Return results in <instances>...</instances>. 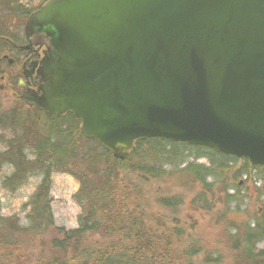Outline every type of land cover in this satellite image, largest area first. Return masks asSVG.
I'll use <instances>...</instances> for the list:
<instances>
[{
	"label": "water",
	"instance_id": "obj_1",
	"mask_svg": "<svg viewBox=\"0 0 264 264\" xmlns=\"http://www.w3.org/2000/svg\"><path fill=\"white\" fill-rule=\"evenodd\" d=\"M24 32L21 98L115 158L158 138L264 166V0H47Z\"/></svg>",
	"mask_w": 264,
	"mask_h": 264
},
{
	"label": "trees",
	"instance_id": "obj_2",
	"mask_svg": "<svg viewBox=\"0 0 264 264\" xmlns=\"http://www.w3.org/2000/svg\"><path fill=\"white\" fill-rule=\"evenodd\" d=\"M40 1L39 6L46 0ZM33 10L24 8L19 0H0V55L4 59L11 52L6 39L21 43L23 38V34L15 37L10 32L11 26L18 29ZM0 130L10 132L7 141H3L6 149L0 151V174L5 166L11 168L9 174L2 176L3 187L15 192L30 177L41 178L26 203L30 207L27 225L17 218L0 217L1 227L13 221L11 229L0 228V246L14 247L23 232L46 234L49 237L46 244H38L34 238L32 245V254L39 257L38 264H188L189 259L198 255L200 247L195 243L182 245L181 232L185 230L182 226L167 224L160 229L147 221L140 211L144 202L139 186L145 179L162 180L171 174L191 188L199 184L200 191L195 193L192 203H202L209 210L219 202L213 192L215 188L239 205V177L264 171V166L208 147L158 138L136 141V149L120 160L96 140L85 138L80 121L71 113L52 116L20 100L8 109L0 105ZM128 171L136 174L138 187L132 178H127V185L120 181L121 174ZM54 172H64L79 183L75 197L81 213L75 228L55 226L50 198ZM255 179L259 183L254 186L255 191L262 196L264 177ZM166 201L174 206L183 203L175 198ZM259 215L230 232L232 264H264V246H259L264 243V211ZM46 249L50 252L46 253ZM11 255L8 251L0 264H10ZM216 259L207 256L203 260Z\"/></svg>",
	"mask_w": 264,
	"mask_h": 264
},
{
	"label": "rangeland",
	"instance_id": "obj_3",
	"mask_svg": "<svg viewBox=\"0 0 264 264\" xmlns=\"http://www.w3.org/2000/svg\"><path fill=\"white\" fill-rule=\"evenodd\" d=\"M24 8L29 10L36 9L40 0H19ZM28 16V15H27ZM27 17H25L26 20ZM23 20V19H22ZM16 27L11 26L10 32L15 37L22 36L24 32V24ZM11 53H14L10 47ZM0 105L4 109L10 108L17 98L13 96L15 84L18 73L20 71L19 65L15 66L11 61L7 62V58L0 55ZM16 67V68H12ZM4 86V88H3ZM10 136L7 130L5 133L0 130V151L6 149L5 140ZM4 141V142H3ZM7 141V140H6ZM200 162L205 163L204 159ZM172 167V166H168ZM11 168L5 166L0 174V217L21 220V224L27 225L28 221L26 215L30 209L27 206L31 195L39 185L40 177H30L29 180L15 192L5 189L1 183L2 176L9 174ZM123 172V171H121ZM136 175L132 171L121 174V182L127 185V178H132L133 183L138 187V182L134 177ZM264 171L261 174L253 172L251 176H240L237 183L239 188L238 203L230 202V198H226L225 194H219L215 188L213 192L219 202L211 209H205L200 205L192 203L195 198V193L200 191L199 184L197 187L191 188L190 185L183 184L182 181L176 177L168 174L162 180L148 178L145 179L144 184L139 186L143 191L142 207L140 211L146 216L145 219L155 227L163 229L164 226L177 225L185 228L182 233V245L195 243L200 247L198 255L188 260V264H232L233 255L231 253L228 236L232 229L236 226L244 225L264 211V195L255 191V178H263ZM52 184L50 189L51 207L55 221V226H63L66 229L75 228L78 226V217L81 213L80 204L75 197L79 190L78 181L72 176L64 172L52 173ZM255 179V180H254ZM137 182V183H136ZM232 182V181H231ZM233 183V182H232ZM257 183V184H256ZM135 189V188H131ZM233 191H230L232 193ZM208 201H210L211 193H207ZM182 200L183 203L178 206L174 203H167L170 199ZM12 222L5 227L11 229ZM16 223V222H14ZM243 223V224H242ZM102 238L100 234L96 235ZM34 238L38 244H46L49 239L46 234L35 236L31 232H23L18 235V243L10 249H4L0 246V259L5 257L10 251L13 258L10 264H38V261L32 253V245ZM259 246H264V243ZM2 248V251H1ZM50 250L46 249V253ZM44 256H47L44 254ZM210 256L216 259L220 256V261L217 259L213 262L206 261L204 258ZM211 259V258H210Z\"/></svg>",
	"mask_w": 264,
	"mask_h": 264
},
{
	"label": "flooded vegetation",
	"instance_id": "obj_4",
	"mask_svg": "<svg viewBox=\"0 0 264 264\" xmlns=\"http://www.w3.org/2000/svg\"><path fill=\"white\" fill-rule=\"evenodd\" d=\"M37 9H35V10H37ZM22 37L23 38H22V41H21L20 44L28 43V40H26V38H25L24 32H23V36ZM11 49L14 52V53H11V52L9 53V55L11 56V59H12V63L15 66L19 65V69H20V71L18 73V79H17L16 84H15V90L13 91V96H15V98H17V101L20 100V101L24 102V100L21 98V94H22L23 90H26L27 88L37 89L38 85L40 84V81H39L40 78H39V76L37 74H34L31 77H29L28 79H26L25 76H24V69H25V67L27 68L29 66L30 61L34 57L37 59V58L40 57V55L38 53H34L33 49H32V51H29V50H27V51H19V50H16L15 48L13 49V47H11ZM9 66H11V65H9ZM12 68H16V67H12ZM21 81L24 82L23 85L21 84ZM3 88H4V86H3Z\"/></svg>",
	"mask_w": 264,
	"mask_h": 264
}]
</instances>
